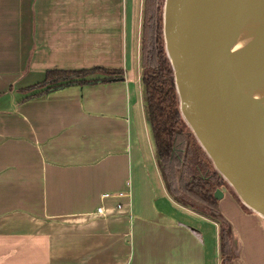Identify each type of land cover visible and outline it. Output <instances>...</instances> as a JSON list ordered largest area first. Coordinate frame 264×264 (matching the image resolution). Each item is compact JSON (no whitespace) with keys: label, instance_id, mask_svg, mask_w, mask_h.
Instances as JSON below:
<instances>
[{"label":"crops","instance_id":"1","mask_svg":"<svg viewBox=\"0 0 264 264\" xmlns=\"http://www.w3.org/2000/svg\"><path fill=\"white\" fill-rule=\"evenodd\" d=\"M143 17L144 0H0V264H223L222 223L170 192L150 144ZM93 67L122 74L33 88ZM221 189L233 264H264V216Z\"/></svg>","mask_w":264,"mask_h":264},{"label":"water","instance_id":"2","mask_svg":"<svg viewBox=\"0 0 264 264\" xmlns=\"http://www.w3.org/2000/svg\"><path fill=\"white\" fill-rule=\"evenodd\" d=\"M239 2L166 0L165 40L184 118L242 200L264 216V144L230 103L215 48L218 33ZM223 195L221 188L216 190V199Z\"/></svg>","mask_w":264,"mask_h":264},{"label":"trees","instance_id":"3","mask_svg":"<svg viewBox=\"0 0 264 264\" xmlns=\"http://www.w3.org/2000/svg\"><path fill=\"white\" fill-rule=\"evenodd\" d=\"M166 0H144L142 64L147 111L163 175L170 192L222 223L223 264H233L239 244L231 223L224 219L217 189L229 185L205 150L181 111L173 64L165 40ZM93 74H122L121 69L93 67L79 70H48L44 81L34 85L46 91L73 84L99 83L119 77ZM118 75V76H119Z\"/></svg>","mask_w":264,"mask_h":264},{"label":"bare ground","instance_id":"4","mask_svg":"<svg viewBox=\"0 0 264 264\" xmlns=\"http://www.w3.org/2000/svg\"><path fill=\"white\" fill-rule=\"evenodd\" d=\"M215 48L230 103L248 131L264 144V0H240L218 33Z\"/></svg>","mask_w":264,"mask_h":264},{"label":"rangeland","instance_id":"5","mask_svg":"<svg viewBox=\"0 0 264 264\" xmlns=\"http://www.w3.org/2000/svg\"><path fill=\"white\" fill-rule=\"evenodd\" d=\"M144 7H145V5H144ZM144 13H145V10H144ZM235 31L237 32V29L235 28ZM233 69H234V66H232L231 67V70L233 71ZM141 74H142V72H141ZM139 85H140V87H141V96H142V99H144V103H145V106H146V108H147V99H146V88H145V85H144V82H143V79L141 80V81H139ZM149 117V116H148ZM149 119V118H148ZM151 124H150V121H149V126H148V130H149V133H150V135H151V137H152V142H151V140H150V144H151V146L153 145V149H154V153H155V159H156V161L158 162V164H159V166H160V168H161V171H162V167H161V163H160V160H159V155H158V151H157V148H156V144H155V140H154V137H153V133H152V128H151V126H150ZM147 152H148V154H150V147L148 148V145H147ZM151 165H152V173H153V175H154V177H156V171H155V167H153V164L152 163H150ZM162 175H163V171H162ZM164 176V175H163ZM165 179V178H164ZM167 183V182H166ZM226 187L228 188V189H230V186L229 185H227L226 184ZM245 204V203H244ZM203 215H205V216H209L206 212H204V213H202ZM208 218H213V219H215V220H218V219H216V218H214V217H211V216H209ZM219 222H218V231H221V228H220V225H221V221L220 220H218ZM218 239H219V250H220V255H222V250H221V240H220V234H218Z\"/></svg>","mask_w":264,"mask_h":264},{"label":"built area","instance_id":"6","mask_svg":"<svg viewBox=\"0 0 264 264\" xmlns=\"http://www.w3.org/2000/svg\"><path fill=\"white\" fill-rule=\"evenodd\" d=\"M98 212H99V213H102L103 211H102V209H101V208H99V209H98Z\"/></svg>","mask_w":264,"mask_h":264}]
</instances>
